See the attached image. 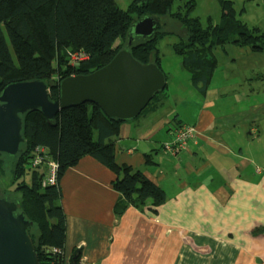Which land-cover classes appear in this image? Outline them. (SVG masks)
Segmentation results:
<instances>
[{"label":"trees","instance_id":"obj_1","mask_svg":"<svg viewBox=\"0 0 264 264\" xmlns=\"http://www.w3.org/2000/svg\"><path fill=\"white\" fill-rule=\"evenodd\" d=\"M175 1L181 5L171 12ZM216 1L221 8L219 22L213 24L207 19L202 27L191 16L196 0H132L126 10L120 9L115 0H0V92L12 83L39 80L47 85L50 99L57 100L61 80L103 67L126 46L133 23L156 17L158 25L152 36L133 37L129 47L132 56L162 70L159 43L168 34L177 35L178 41L171 44L172 52L181 58V67L196 91L205 94L217 64L214 49L232 44L257 53L264 47V29L248 27L237 20L231 1ZM164 17L176 28L168 31L169 21L161 22ZM72 53H83L86 58L72 65ZM164 76L167 85L165 73ZM164 90L154 95L139 116L162 103L159 98H164ZM21 120L25 142L14 157L9 156L10 189L0 187V198L16 203L18 212L32 223L27 233L40 264H70L73 257L75 263L79 260L78 250L71 259L65 256L67 223L59 181L83 157L93 158L114 174L111 186L119 195L113 208L116 217L129 208L155 214L165 202L162 188L142 171L116 163L112 140L124 122L106 117L97 105L83 103L62 110L55 116L53 126L39 111L28 112ZM172 137L161 145L166 154L170 152L164 144L170 143ZM36 148L44 149L40 156L48 159L34 167L31 158ZM145 158L151 162V155ZM47 161L56 163L55 184L45 182ZM0 162L2 178L4 163ZM262 231L256 229L253 234ZM54 248L60 252H54Z\"/></svg>","mask_w":264,"mask_h":264},{"label":"crops","instance_id":"obj_2","mask_svg":"<svg viewBox=\"0 0 264 264\" xmlns=\"http://www.w3.org/2000/svg\"><path fill=\"white\" fill-rule=\"evenodd\" d=\"M209 92H197L200 105L187 122L165 94L112 140L118 165L164 191L157 213L129 208L116 217L115 176L91 157L65 171L66 259L78 250L75 264H264V231L253 234L264 230V127L220 123ZM183 124L195 126L196 137L166 154L162 143Z\"/></svg>","mask_w":264,"mask_h":264},{"label":"water","instance_id":"obj_3","mask_svg":"<svg viewBox=\"0 0 264 264\" xmlns=\"http://www.w3.org/2000/svg\"><path fill=\"white\" fill-rule=\"evenodd\" d=\"M157 25L156 17L133 23L126 46L106 65L60 81L57 100L50 99L47 85L39 80L5 86L0 92V153L10 157L18 153L25 142L21 116L28 112L39 111L52 126L60 111L83 103L97 105L110 119L127 122L138 117L154 95L164 90L166 79L156 64L137 61L129 47L133 37L152 36ZM31 225L16 203L0 198V264H40L27 233Z\"/></svg>","mask_w":264,"mask_h":264},{"label":"rangeland","instance_id":"obj_4","mask_svg":"<svg viewBox=\"0 0 264 264\" xmlns=\"http://www.w3.org/2000/svg\"><path fill=\"white\" fill-rule=\"evenodd\" d=\"M131 1L115 0L122 10H126ZM229 1L232 2L236 11L237 20L248 27L264 29V0ZM180 5L181 2L175 1L171 6V12H175ZM191 16L197 18L202 27L206 26L207 19L217 24L221 16V8L216 0H196V7ZM166 20L169 21L166 27L168 31L176 28L167 17L161 18V22ZM177 41V35L168 34L159 43L161 68L167 76L163 95L166 94L167 98L169 97L170 104L178 113V119L187 122L195 115L200 105L198 101L200 97L191 86L189 75L180 68L181 58L172 52L171 44ZM213 54L217 64L207 91H210L209 98L217 102L212 111L218 117V121L225 125L234 123L240 127L247 125H257L259 129L261 126L264 127L262 124L264 119V47L260 52L255 53L249 48L227 44L214 49ZM164 98L167 99L165 95ZM96 139L94 134V140ZM0 160L4 163L0 187L8 190L11 166L7 162L11 158L0 153Z\"/></svg>","mask_w":264,"mask_h":264},{"label":"built area","instance_id":"obj_5","mask_svg":"<svg viewBox=\"0 0 264 264\" xmlns=\"http://www.w3.org/2000/svg\"><path fill=\"white\" fill-rule=\"evenodd\" d=\"M70 61L72 65H77L81 60H84L86 58V55L83 53H72L70 54ZM196 128L195 126L192 125H180L176 127L173 137L170 143L164 144V149L166 151H169L170 154L176 155L177 152L181 150H185L187 147V143L190 139H194L196 137ZM35 154L31 158L32 165L34 167L43 164L46 159H42L40 156V153H45V150L42 148H36L35 149ZM47 167H48V175H46V180L45 182L47 184H55L56 183V163L52 161H47L46 162ZM54 252H60L58 248L53 249Z\"/></svg>","mask_w":264,"mask_h":264}]
</instances>
